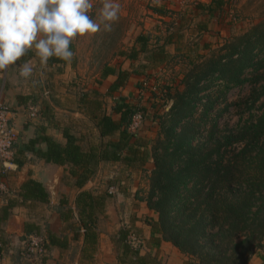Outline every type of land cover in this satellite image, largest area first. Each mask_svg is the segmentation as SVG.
I'll use <instances>...</instances> for the list:
<instances>
[{
    "label": "crops",
    "instance_id": "obj_1",
    "mask_svg": "<svg viewBox=\"0 0 264 264\" xmlns=\"http://www.w3.org/2000/svg\"><path fill=\"white\" fill-rule=\"evenodd\" d=\"M208 13H205L207 17H213L219 12ZM169 29L171 35L162 45L164 56L167 45L183 47L185 38L205 33L210 27L207 29L206 21H200L189 31L181 23ZM70 48L74 53L73 43ZM30 51L31 55L17 62H31L33 73L29 78L21 77L15 65L0 71V104H9L18 110L14 125L18 134L14 161L7 169V162L0 160V186L5 184L13 191L8 193L0 188V208L12 203L8 217L0 214V264H140L137 254L127 249L120 238L130 227L136 228L145 241L140 255L146 258V264H191L189 256L148 221L158 220V214L147 200L136 198L135 188L126 177L127 169L147 168L151 160L144 165L138 161L127 164L122 160H101L88 171L70 163L48 162L37 152L40 148L47 149V142L39 140L43 134L60 143H66L67 136L73 135L85 151L98 146L100 132L89 107L83 102L84 95L98 98L103 109L119 120L121 113L113 111V106L121 98L133 104L130 96L137 92L135 82L142 80L144 73L137 68L143 62L157 65L155 53H142V50L136 58L130 56L128 59V53L122 51V57L117 60L120 63L110 66L112 72L94 86H83L76 78L75 53L70 62L53 57L47 65H42L35 49ZM141 54L151 56L142 59ZM121 78H124L122 84L112 90ZM42 88L50 89V96H43ZM29 101L37 103L39 109L38 116L31 119L22 110ZM149 133L136 132L144 137ZM36 138L38 140L32 145L31 140ZM135 140L133 138L132 142ZM114 167L122 170L101 175L103 169ZM32 180L45 187L49 195L47 200L25 196L24 186ZM111 184L116 185L118 194L109 191ZM30 234H41L48 240L47 254L36 263L24 255L26 238ZM248 264H264V250Z\"/></svg>",
    "mask_w": 264,
    "mask_h": 264
},
{
    "label": "rangeland",
    "instance_id": "obj_2",
    "mask_svg": "<svg viewBox=\"0 0 264 264\" xmlns=\"http://www.w3.org/2000/svg\"><path fill=\"white\" fill-rule=\"evenodd\" d=\"M117 2L121 11L111 31H105L101 24V29L97 33L77 37L73 42L76 78L83 86H94L101 81L106 67L117 66L120 63L117 60L122 57L120 56L122 51L128 53L126 54L128 59L133 51H142L141 36L147 38V50H143L142 53H152L163 45V40L167 41V36L171 35L170 26L181 23L189 31L200 21H206L207 29L210 27L205 33L192 34L185 38L183 47L167 45V55L160 54V58L164 59L162 63L157 64L158 66L153 62L146 64L143 62L142 66L137 68L144 71L143 79L135 82L138 90L131 94L130 99L134 105L139 106L143 114L142 118L137 120L134 132H150L151 136L145 138L149 147L148 161H151L147 168L127 169L128 172L125 174L128 182L133 185V189L135 188L133 193L138 194L136 198L143 200L147 199L154 184L155 169H160L156 156L164 159L165 169H180L182 165L180 161L183 158L189 159L193 152H197L199 156L207 144L209 146L212 144L209 132L213 130L215 123L219 127V135H228L231 132H238L240 127L245 125L251 111L256 115L260 112L259 102L252 110L247 109L250 103L246 99L253 86L252 81L234 84L230 89H225L230 74L217 79L215 77L221 74L222 65H227L229 60L237 56L233 52L232 44L243 39L255 25L264 22V0H223L220 6L216 4V0H117ZM92 3L90 15L99 23L98 12L104 0H92ZM209 4L217 7L215 9L219 13H216V16L212 11L209 12ZM161 6L164 7L163 12L154 11L156 7ZM206 12L211 13L213 17L209 15L207 17ZM261 51V47L255 48L243 77L255 74L253 64L259 60ZM141 55L143 59L145 54ZM149 56L151 54L144 58ZM216 62L219 66H215ZM44 89L42 88L43 92ZM221 90L225 91L218 98ZM211 102L214 106L207 117L203 118L204 109ZM26 112L23 113L30 118ZM16 115L17 113L8 115L13 126ZM17 140L18 134L14 126L12 144L15 145ZM180 146L183 148L176 151ZM238 149L239 145H233L230 151L227 150L229 152L226 158L231 157ZM214 158L216 160L217 156L214 155ZM12 161L14 155L11 159L7 158V169ZM114 168L103 169L101 175L111 170L114 172L122 170ZM192 184L191 182L189 187ZM111 187L115 188L112 193L118 194L116 185L111 184L109 188ZM244 188V183H238L235 189L240 193L239 191H244ZM257 209L256 205L253 212ZM175 210L174 208L171 212L175 213ZM134 233H136L134 230L129 232L128 240ZM244 239L245 236H242L239 239L235 238V241L237 243ZM263 250L264 241L251 258L260 255ZM46 254L47 250L39 255L24 249L25 258L32 263L41 261ZM188 258L191 259V264H202L196 258L190 256Z\"/></svg>",
    "mask_w": 264,
    "mask_h": 264
},
{
    "label": "trees",
    "instance_id": "obj_3",
    "mask_svg": "<svg viewBox=\"0 0 264 264\" xmlns=\"http://www.w3.org/2000/svg\"><path fill=\"white\" fill-rule=\"evenodd\" d=\"M222 1L216 0V4L220 6ZM215 8L217 7L208 5L212 12L216 11ZM154 11L161 13L164 7H156ZM140 40V50H146L147 38L141 36ZM256 47H261L262 51L259 60L253 64L255 74L243 77ZM232 49L237 56L229 60L227 65H222L221 74L215 78L230 74L225 89H230L234 84L252 81L253 86L246 99L250 103L247 109L252 110L259 102L260 112L256 115L251 111L245 125L238 132L228 135H219V127L215 123L213 130L209 132L212 144H207L199 156L197 152H193L189 159L183 158L180 169H165L164 159L156 156L160 169H155L154 184L147 199H143L148 200L150 207L158 214V220H148L153 227L182 252L200 260L202 264H248L264 241V22L255 25L243 39L232 44ZM138 52L133 51L131 56L136 58ZM163 52L164 46L154 52L157 63L163 61L164 58H160ZM31 54L29 51L26 55ZM215 66L219 64L216 62ZM112 69L110 66L106 67L102 77L112 72ZM123 79L112 90L118 88ZM224 91H219L217 97L220 98ZM88 96L85 94L82 101L89 107L99 129V145L85 151L73 135L67 134V142L60 143L43 134L39 136V140L47 142V149L40 148L38 154L48 162L61 165L70 163L88 171H92V166L101 160H122L127 164L138 161V164L144 165L150 157L148 141L131 129L134 116L142 112L139 106L119 99L113 106V111L121 113L118 120L103 109L98 98ZM210 98L211 96L208 99ZM30 104L36 103L29 101L23 107ZM8 106L11 109L17 108ZM213 106L211 102L205 107L203 118L207 117ZM133 138H136L134 142ZM37 140L38 138L31 140V144ZM235 144L239 145L238 151L226 158L229 149ZM181 148L183 147H177L176 151ZM214 155L217 156L216 160ZM191 182L193 184L189 187ZM238 183L245 184L244 191H239L240 193L235 189ZM23 193L26 197L33 196L43 200L49 197L45 187L33 180L25 184ZM256 205L258 209L253 212ZM11 206L12 203L7 208H0V214L5 213L4 217H8ZM174 208L175 213H172ZM132 230L142 238L136 228L126 229L120 238L127 249L137 254L140 264H146V258L140 255V249L129 243L128 236ZM242 236L245 239L236 243L235 238Z\"/></svg>",
    "mask_w": 264,
    "mask_h": 264
},
{
    "label": "clouds",
    "instance_id": "obj_4",
    "mask_svg": "<svg viewBox=\"0 0 264 264\" xmlns=\"http://www.w3.org/2000/svg\"><path fill=\"white\" fill-rule=\"evenodd\" d=\"M92 0H0V71L19 67L25 79L33 73L30 61L17 64L35 49L42 65L50 58L70 62V46L77 37L111 31L121 11L117 0H104L100 22L93 19Z\"/></svg>",
    "mask_w": 264,
    "mask_h": 264
},
{
    "label": "built area",
    "instance_id": "obj_5",
    "mask_svg": "<svg viewBox=\"0 0 264 264\" xmlns=\"http://www.w3.org/2000/svg\"><path fill=\"white\" fill-rule=\"evenodd\" d=\"M51 90L45 89L43 92V96L47 97L50 96ZM22 110L26 112L30 117H37L39 114V109L36 104H30L28 107H23ZM17 109H11L8 105L0 104V160L4 163L7 162V158H12L14 155V147L12 150L13 136H14V126L12 124V119L8 117L10 113H17ZM142 112H138L131 124V129L135 130V125L137 124V120L142 118ZM1 190L7 191L8 193H13L12 190H9L5 184L0 186ZM114 187H111L114 190ZM47 237L41 234H30L26 238L25 242V249L29 252L36 253L42 255L47 250ZM129 243L134 245V247L143 249L145 248V241L144 239L136 236V234H131Z\"/></svg>",
    "mask_w": 264,
    "mask_h": 264
}]
</instances>
